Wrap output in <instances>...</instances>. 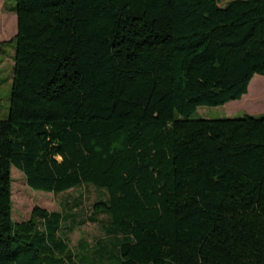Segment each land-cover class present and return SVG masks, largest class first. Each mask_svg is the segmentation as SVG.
Returning a JSON list of instances; mask_svg holds the SVG:
<instances>
[{
    "label": "trees",
    "instance_id": "obj_1",
    "mask_svg": "<svg viewBox=\"0 0 264 264\" xmlns=\"http://www.w3.org/2000/svg\"><path fill=\"white\" fill-rule=\"evenodd\" d=\"M218 1L15 0L0 264L83 262L75 211L13 220L12 165L33 189L100 188L109 264H264V113L190 117L264 75V0Z\"/></svg>",
    "mask_w": 264,
    "mask_h": 264
},
{
    "label": "rangeland",
    "instance_id": "obj_2",
    "mask_svg": "<svg viewBox=\"0 0 264 264\" xmlns=\"http://www.w3.org/2000/svg\"><path fill=\"white\" fill-rule=\"evenodd\" d=\"M227 0H219L224 5ZM15 0H0V41L10 39L16 32ZM15 41L0 42V118L8 115L12 67L14 62ZM248 91L239 99L229 100L218 105H200L190 117L217 118L222 116H240L246 112L264 113V75L254 74L250 80ZM11 198L13 220L19 221L30 216L34 205L47 209H56L64 215L76 212L84 221L74 225L73 230L65 233L69 246L79 257L82 264H109L114 256L111 252L100 255L98 248L105 239L103 223L107 220L105 213L96 214L97 220H86L92 213V202L99 196L101 190L94 184H82L75 188L54 192L33 189L24 177L23 172L11 166ZM75 197L81 199V204L71 208ZM68 221V220H66ZM70 224V222H68ZM65 228V227H63ZM101 239V241H99ZM110 240V238H109ZM112 247V246H111ZM111 250L112 248H105ZM86 254V256H84Z\"/></svg>",
    "mask_w": 264,
    "mask_h": 264
},
{
    "label": "crops",
    "instance_id": "obj_3",
    "mask_svg": "<svg viewBox=\"0 0 264 264\" xmlns=\"http://www.w3.org/2000/svg\"><path fill=\"white\" fill-rule=\"evenodd\" d=\"M249 85H250V83H249ZM249 85H248V87H249Z\"/></svg>",
    "mask_w": 264,
    "mask_h": 264
}]
</instances>
